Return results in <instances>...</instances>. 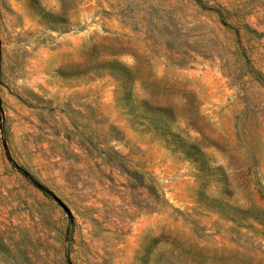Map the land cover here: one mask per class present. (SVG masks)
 <instances>
[{
  "label": "rangeland",
  "instance_id": "374dc122",
  "mask_svg": "<svg viewBox=\"0 0 264 264\" xmlns=\"http://www.w3.org/2000/svg\"><path fill=\"white\" fill-rule=\"evenodd\" d=\"M198 1L0 0V264H264V0Z\"/></svg>",
  "mask_w": 264,
  "mask_h": 264
},
{
  "label": "trees",
  "instance_id": "16d2710c",
  "mask_svg": "<svg viewBox=\"0 0 264 264\" xmlns=\"http://www.w3.org/2000/svg\"><path fill=\"white\" fill-rule=\"evenodd\" d=\"M197 2L200 3V1H198V0H197ZM214 11L217 14H221L220 8H215ZM246 27L249 28L248 25H246ZM249 30H250L249 33L256 34V35L259 34L255 30H252V29H249ZM233 54L240 61H245L247 59L246 50L240 43L236 45V50H235V53H233ZM110 62L112 64H114V66H116L115 67L116 71H114L110 74L113 75L117 80L120 81L121 86L125 89V92H127L129 94L131 91L132 85L134 84V82L136 80L139 79L138 75L135 73V71L133 69L125 67L124 65L120 64L116 60H110ZM245 74L250 79L257 81L260 84H262L260 79H259L260 73L252 65H249V67H247ZM227 76L230 77V75H227ZM181 140H182V144L184 145L183 150L185 151V153L187 155H193V156L194 155H202L203 152L201 151V148L197 144L191 143V142L187 143L183 139H181Z\"/></svg>",
  "mask_w": 264,
  "mask_h": 264
}]
</instances>
